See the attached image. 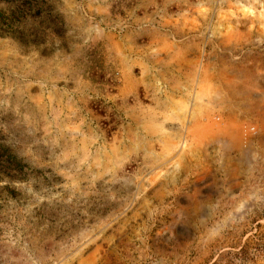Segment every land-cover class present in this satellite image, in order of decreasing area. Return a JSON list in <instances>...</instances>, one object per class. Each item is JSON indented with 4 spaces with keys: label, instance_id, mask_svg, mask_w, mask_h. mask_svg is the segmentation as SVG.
I'll use <instances>...</instances> for the list:
<instances>
[{
    "label": "rangeland",
    "instance_id": "rangeland-1",
    "mask_svg": "<svg viewBox=\"0 0 264 264\" xmlns=\"http://www.w3.org/2000/svg\"><path fill=\"white\" fill-rule=\"evenodd\" d=\"M0 264H264V0H0Z\"/></svg>",
    "mask_w": 264,
    "mask_h": 264
},
{
    "label": "trees",
    "instance_id": "trees-1",
    "mask_svg": "<svg viewBox=\"0 0 264 264\" xmlns=\"http://www.w3.org/2000/svg\"><path fill=\"white\" fill-rule=\"evenodd\" d=\"M0 22L3 23V24L9 25V23L12 22V18H8V17H6L5 15H3V16L1 17V21H0Z\"/></svg>",
    "mask_w": 264,
    "mask_h": 264
}]
</instances>
